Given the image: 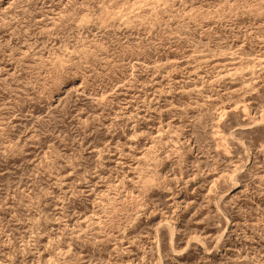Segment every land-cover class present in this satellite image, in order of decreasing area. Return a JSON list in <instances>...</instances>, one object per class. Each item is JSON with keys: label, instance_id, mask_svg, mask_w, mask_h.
Returning <instances> with one entry per match:
<instances>
[{"label": "rangeland", "instance_id": "rangeland-1", "mask_svg": "<svg viewBox=\"0 0 264 264\" xmlns=\"http://www.w3.org/2000/svg\"><path fill=\"white\" fill-rule=\"evenodd\" d=\"M0 264H264V0H0Z\"/></svg>", "mask_w": 264, "mask_h": 264}]
</instances>
